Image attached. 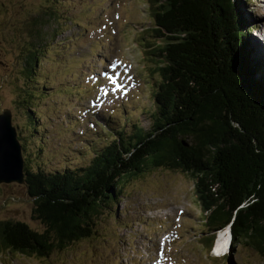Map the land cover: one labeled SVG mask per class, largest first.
I'll return each mask as SVG.
<instances>
[{"label": "trees", "instance_id": "obj_1", "mask_svg": "<svg viewBox=\"0 0 264 264\" xmlns=\"http://www.w3.org/2000/svg\"><path fill=\"white\" fill-rule=\"evenodd\" d=\"M148 2L155 42L148 55L159 77L152 83V126L127 130L108 121L107 142L91 146L93 158L83 166L32 169L23 154L32 217L44 228L0 221V254L45 259L93 239L124 185L164 168L195 179L208 253L216 240L217 247L229 243L223 234L230 229L231 251L251 247L264 258V54L254 37L260 29L246 11L250 0ZM36 62L29 56L24 69L26 93L34 97L43 89L32 90ZM26 112L28 130L38 135V114Z\"/></svg>", "mask_w": 264, "mask_h": 264}, {"label": "rangeland", "instance_id": "obj_2", "mask_svg": "<svg viewBox=\"0 0 264 264\" xmlns=\"http://www.w3.org/2000/svg\"><path fill=\"white\" fill-rule=\"evenodd\" d=\"M246 11L260 29L254 37L264 54V0H250ZM153 28L148 0H0V113L11 112L30 168L88 164L91 146L107 142L108 121L127 130L152 126V83L159 78L148 55ZM31 55L37 57L32 90L42 87L43 97L26 93ZM32 108L38 135L28 130L26 109ZM33 208L25 185L0 184V221L43 231ZM205 219L195 179L155 169L124 185L93 239L45 259L4 252L0 264H264L251 247L231 251L228 244L217 247L220 240L208 253ZM223 235L230 240L228 229Z\"/></svg>", "mask_w": 264, "mask_h": 264}, {"label": "water", "instance_id": "obj_3", "mask_svg": "<svg viewBox=\"0 0 264 264\" xmlns=\"http://www.w3.org/2000/svg\"><path fill=\"white\" fill-rule=\"evenodd\" d=\"M25 163L17 129L9 110L0 113V184L25 185ZM229 233H230V229Z\"/></svg>", "mask_w": 264, "mask_h": 264}, {"label": "bare ground", "instance_id": "obj_4", "mask_svg": "<svg viewBox=\"0 0 264 264\" xmlns=\"http://www.w3.org/2000/svg\"><path fill=\"white\" fill-rule=\"evenodd\" d=\"M228 231H229V230H228ZM228 247H229V243H228ZM228 247H227V248H228ZM227 250H228V249H227Z\"/></svg>", "mask_w": 264, "mask_h": 264}, {"label": "snow or ice", "instance_id": "obj_5", "mask_svg": "<svg viewBox=\"0 0 264 264\" xmlns=\"http://www.w3.org/2000/svg\"><path fill=\"white\" fill-rule=\"evenodd\" d=\"M225 243H226V241H225Z\"/></svg>", "mask_w": 264, "mask_h": 264}, {"label": "clouds", "instance_id": "obj_6", "mask_svg": "<svg viewBox=\"0 0 264 264\" xmlns=\"http://www.w3.org/2000/svg\"><path fill=\"white\" fill-rule=\"evenodd\" d=\"M231 235V234H230Z\"/></svg>", "mask_w": 264, "mask_h": 264}]
</instances>
